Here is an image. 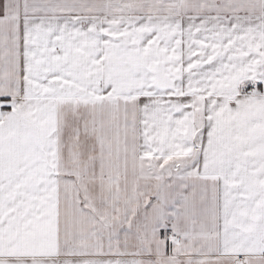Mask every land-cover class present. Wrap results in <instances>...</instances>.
Wrapping results in <instances>:
<instances>
[{
  "label": "snow or ice",
  "instance_id": "obj_1",
  "mask_svg": "<svg viewBox=\"0 0 264 264\" xmlns=\"http://www.w3.org/2000/svg\"><path fill=\"white\" fill-rule=\"evenodd\" d=\"M0 264H264V0H0Z\"/></svg>",
  "mask_w": 264,
  "mask_h": 264
}]
</instances>
